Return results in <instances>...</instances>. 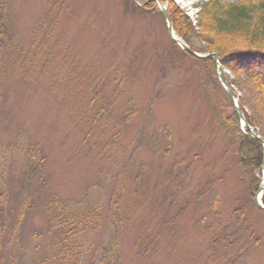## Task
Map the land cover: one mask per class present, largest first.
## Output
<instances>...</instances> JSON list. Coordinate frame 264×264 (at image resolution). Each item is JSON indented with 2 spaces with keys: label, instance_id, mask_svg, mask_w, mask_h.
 Segmentation results:
<instances>
[{
  "label": "rangeland",
  "instance_id": "obj_1",
  "mask_svg": "<svg viewBox=\"0 0 264 264\" xmlns=\"http://www.w3.org/2000/svg\"><path fill=\"white\" fill-rule=\"evenodd\" d=\"M5 1V264H69L68 246L75 264H218L211 240L249 198L223 119L234 108L211 76L201 86L160 10L147 12L139 0H130L138 8L125 0ZM173 1L192 20L206 2ZM222 73L238 106L263 114L247 76L223 65ZM95 106L103 114L93 124ZM31 154L45 157L41 170L30 167ZM245 217L246 234L259 238L247 262L264 264L261 213L251 204Z\"/></svg>",
  "mask_w": 264,
  "mask_h": 264
},
{
  "label": "trees",
  "instance_id": "obj_2",
  "mask_svg": "<svg viewBox=\"0 0 264 264\" xmlns=\"http://www.w3.org/2000/svg\"><path fill=\"white\" fill-rule=\"evenodd\" d=\"M125 1L138 8L132 1ZM139 1L143 4L142 9L147 12L159 10L153 0ZM161 1L167 4L173 29L190 48L199 53H215L224 68L233 73H244L250 80L252 84L251 95L263 114L249 113L242 108L240 103L239 107L246 121L259 130L264 140V117L259 119L261 115H264V0H246L248 3L245 6L240 4L243 0H206V2L199 4L194 20L180 9L173 0ZM254 5L258 7V10L252 14ZM9 32L6 1L0 0V55L11 39ZM196 42H198V46ZM173 45L179 48L175 43ZM184 55L194 62L197 79L201 86H204L211 76L224 90L216 77V66L212 58H199L186 52ZM229 84L231 83L229 82ZM4 89V83L0 78V98ZM158 93L160 90L157 91V95ZM102 114L101 107L95 106L93 124L101 119ZM130 115L131 111L128 110L123 121L127 122ZM223 119L232 135V149L242 170L243 180L248 183L247 195L249 198L242 207L233 211L235 218L233 223L218 228L211 240V250L213 256L219 258L218 264H248L246 256L259 239L256 230H250L246 234L249 225L245 215L249 205L253 204L261 213V225L264 227V209L255 204V196L261 183L264 162L263 151L257 139L253 138L247 130L242 131L240 129L235 111L230 116H224ZM118 138V133H115L111 139L113 147L119 146ZM138 146L139 144L136 143L132 154ZM31 158L30 167H33L35 171L41 170L45 157L43 155L35 157L34 154H31ZM261 201L264 207V191ZM49 221L53 223V219L50 218ZM243 229L244 231L241 232ZM244 237H246L244 243L237 246L236 242ZM234 248L237 249L235 253H233ZM63 254H66L63 257L69 264H75L76 259H73L70 246L65 248ZM0 264H5L1 239ZM113 264L118 263L115 261Z\"/></svg>",
  "mask_w": 264,
  "mask_h": 264
},
{
  "label": "water",
  "instance_id": "obj_3",
  "mask_svg": "<svg viewBox=\"0 0 264 264\" xmlns=\"http://www.w3.org/2000/svg\"><path fill=\"white\" fill-rule=\"evenodd\" d=\"M156 3H157V6L166 22V25H167V30H168V33L171 37V39L185 52H187L188 54L192 55V56H195V57H199V58H212L213 61H214V64L216 66V74H217V77L221 83V85L223 86V88L226 90L227 94H228V97L229 99L231 100V103L233 105V108L237 114V117L240 121V124H241V127L243 129H246L253 138L257 139L258 142L261 144V147H262V151H263V157H264V140L261 138L260 134L257 133L256 129H254L244 118L237 102H236V99H235V96H234V91H233V88L228 84L224 74L222 73V66L221 64L219 63V60L217 58V56L215 55V53H205V54H201L195 50H193L192 48L189 47V45L175 32V30L173 29V26L171 24V21H170V17H169V14H168V11H167V8L165 6V4H163L161 2V0H154ZM176 36V37H175ZM262 174H263V180H262V183L261 185L259 186V189H258V198L256 200L257 202V206L264 209L262 203H261V195L264 191V164L262 166Z\"/></svg>",
  "mask_w": 264,
  "mask_h": 264
},
{
  "label": "bare ground",
  "instance_id": "obj_4",
  "mask_svg": "<svg viewBox=\"0 0 264 264\" xmlns=\"http://www.w3.org/2000/svg\"><path fill=\"white\" fill-rule=\"evenodd\" d=\"M176 37V36H175Z\"/></svg>",
  "mask_w": 264,
  "mask_h": 264
}]
</instances>
